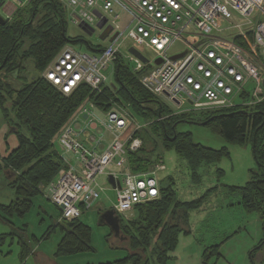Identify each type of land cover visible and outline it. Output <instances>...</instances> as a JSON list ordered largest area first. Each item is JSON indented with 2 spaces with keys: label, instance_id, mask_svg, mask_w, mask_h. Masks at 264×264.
I'll list each match as a JSON object with an SVG mask.
<instances>
[{
  "label": "trees",
  "instance_id": "1",
  "mask_svg": "<svg viewBox=\"0 0 264 264\" xmlns=\"http://www.w3.org/2000/svg\"><path fill=\"white\" fill-rule=\"evenodd\" d=\"M41 11L44 13L33 23ZM64 12L58 0H30L27 5L16 9L11 20L5 19L6 22L0 24V109L6 118L10 112L13 113L7 123L17 139L16 147L3 159V166L0 167L4 174L5 171L12 173L5 176L15 198L0 204V220L8 223L11 217L21 218L28 213L32 207L31 199L43 194L42 188L55 180L61 169L66 168L56 135L86 101H92L99 110L106 112L110 100L114 99L124 106L128 104L132 117H148L145 104L156 103L158 109L153 111L151 117L160 118L168 114L166 104L139 82L123 58H118L114 63V83L105 84L100 91L81 83L65 95L45 80L41 76L42 71L65 45L78 49V45L85 44L93 52L101 49L99 43L92 44L79 37L67 36ZM25 39L28 40V47L23 50ZM250 39L251 34H248L247 43ZM235 41L244 48L248 46L240 38ZM29 59L33 60L38 76L24 80L18 88L12 87L5 77L23 72ZM7 101L10 102L9 108L5 107ZM189 112L158 120L153 129L150 127L156 133V141L150 148L141 144L136 151L127 152V166L133 172H141L153 163L164 165L163 152L173 150L178 163L183 166L180 180L187 176V179L191 178L192 188L203 185V190L199 189V196L193 199H181L175 177L170 174L159 177L160 171L157 172L158 197L135 205L131 218L120 216L119 239L126 255L100 264H168L173 258L179 234L189 232L190 213L202 207L208 196L217 192V185L207 186L203 181L209 165H216L222 158L228 157V149L204 146L193 141L189 131H178V124L183 123L185 118L193 121L202 118L203 126L229 143L243 145L250 142L256 167L249 170L248 180L242 185H225L224 190L226 194L236 196L237 204L246 212H254L259 217L262 238L251 250V264L252 253L264 246V99L252 106L236 105ZM216 174L219 178L222 171L216 168ZM56 226L62 232L54 252L56 257L94 250L91 228L83 224L80 217L62 220ZM50 231L48 229L41 238H46ZM33 241L38 242L35 238ZM20 243V264H26L25 259L32 254V248L24 240H20ZM218 246L205 248L203 259L209 256L218 258Z\"/></svg>",
  "mask_w": 264,
  "mask_h": 264
},
{
  "label": "built area",
  "instance_id": "2",
  "mask_svg": "<svg viewBox=\"0 0 264 264\" xmlns=\"http://www.w3.org/2000/svg\"><path fill=\"white\" fill-rule=\"evenodd\" d=\"M58 1L71 24L93 29L92 33L98 29L99 40L110 29L99 51H81L67 44L44 68L41 76L65 95L81 83L100 91L107 84V69L123 58L148 91L178 110L252 106L264 99V0ZM29 2L4 0L2 6L17 9ZM122 13L128 17L123 27L118 22ZM125 40L130 41L126 53L122 51ZM176 43L182 47L174 50ZM94 108L92 101H86L56 135L61 156L72 153L80 165L78 171L71 166L62 169L42 188L62 220L79 218L99 199L103 188L97 180L102 175L111 174L119 182L113 206L119 216L126 218L135 205L159 195L157 172L165 169L162 163L148 172H133L127 166V152L141 145L134 130L128 132L133 118L129 105L106 111L107 121L102 122L96 120ZM83 115L84 126L77 127L76 120ZM83 130L87 137L82 138ZM101 132L109 137H98Z\"/></svg>",
  "mask_w": 264,
  "mask_h": 264
},
{
  "label": "rangeland",
  "instance_id": "3",
  "mask_svg": "<svg viewBox=\"0 0 264 264\" xmlns=\"http://www.w3.org/2000/svg\"><path fill=\"white\" fill-rule=\"evenodd\" d=\"M15 12L16 9L11 6H7L3 10L0 9V14L8 20L13 18ZM43 13L44 11L39 12L33 23H36ZM127 18L128 17L125 13L121 14V18L118 21L121 27H123ZM63 22L66 35L69 37H79L92 44L106 43L105 39L104 41H101V39L99 40L98 29L91 34H87L81 27L71 24L66 11L64 12ZM24 42L25 44L22 46L23 50L28 47V40L25 39ZM129 45L130 41L125 40L122 47L124 53L127 52V47ZM78 46L79 47L77 48L81 51H89V48L85 44ZM181 47L182 45L180 43H176L173 48L176 50ZM145 54L149 58H152L151 53L147 52ZM25 67L26 68L23 72L14 75L25 79H29L33 75L38 76V73L34 71L32 59L27 60ZM105 74L107 76L106 83L113 84L114 76L112 67H109ZM5 79L6 82L10 83L9 80H12L13 78L7 75ZM162 102L168 107V114L162 115L160 118L151 117L150 115L153 111L158 109V106L156 103H150L145 104L144 106L145 113L147 114L146 116L148 117L134 115L131 119L128 132H133L134 130L133 134H135V136H133L138 137L141 144L145 147L150 148L153 142L156 141V133H153V131L150 130V127L152 128L158 120H162L170 115L190 113L187 110H178L172 104L163 100ZM6 103L10 104L9 101ZM123 106L124 105L121 103L111 99L108 110L112 108L118 109ZM148 109H151V111H148ZM93 112L96 115V120L98 122L107 121L105 112L98 108H94ZM191 117L197 118L196 115H191ZM185 119L186 122L183 121V123L178 124V131H189L192 135L193 141L204 146L214 149L226 147L229 156L222 158L216 165H209V170L205 174L206 177L203 182H205L207 186L217 185L218 190L215 194L208 196L202 207L195 209L190 213L188 218V228L190 233L179 234L177 245L173 251V258L168 264H251V250L259 242L254 239L255 235H257V231L251 223L253 218L258 220L259 217L254 212H246L240 204H237L236 196L228 195L224 190L225 185H242L248 180L249 170L256 167L251 144L250 142H246L243 145H239L227 142L223 137L203 126L201 124L202 121H200L202 118H197L198 121L189 120V118ZM97 136L103 139H105V136L106 138L109 137L105 132L98 133ZM144 138H146V141H144L143 144ZM154 156L155 154H153V157ZM163 160L166 168L159 172V177H164L168 174L174 176L176 188L181 199L189 200L197 197V195L199 196V189L203 190V185L192 188L191 178L187 179V176L180 180L183 166L178 163V158L175 152L173 150L163 152ZM153 165L154 163L147 170L141 172L150 171L153 168ZM216 168H219L222 171V175L219 178L216 177ZM0 177V203L6 204L14 198V193L11 188H7L8 186L5 185V182L3 183L2 176ZM97 182L103 187L112 188L107 182L106 175L100 176ZM42 195L44 196V194ZM42 195L39 196L43 198ZM100 199H104L106 203L112 205L116 202L115 192L110 189L104 193L102 192L98 201H100ZM47 203L50 204L51 202L48 200ZM54 207L57 214L56 217L61 219L59 209L56 206ZM34 211L35 209L27 216L21 218L13 216L11 224L0 220V264H20V240L26 241L27 245L32 248V254H29L25 259L26 264H99L102 261H111L116 258L124 257L127 253L123 243L120 242L119 237H116L113 234L108 237V233L104 235L101 234L102 228L106 229L107 225L101 226L102 228L98 226V214L95 211V213H88L90 216L89 220L85 218V215L80 216L83 221L86 220L92 227L91 242L94 250L83 254L67 255L64 258L63 256L56 257L54 255V250L57 241L61 236V231L59 228H56V230L51 231L50 234H48V238H44L39 243L33 241V235L35 237L41 236L47 230L49 224V218L42 222L40 226L36 224V217L33 215ZM133 214L134 212L130 211L126 213V217L131 218ZM105 231L108 230L106 229ZM216 244L219 245V257L215 258L214 256H209L206 260L203 259L202 253L205 248ZM51 251L52 253L50 254ZM252 261L253 264H264V246L259 249L258 252L252 253Z\"/></svg>",
  "mask_w": 264,
  "mask_h": 264
},
{
  "label": "crops",
  "instance_id": "4",
  "mask_svg": "<svg viewBox=\"0 0 264 264\" xmlns=\"http://www.w3.org/2000/svg\"><path fill=\"white\" fill-rule=\"evenodd\" d=\"M7 6H11V7H13L12 5H6V6H2V10L3 9H5ZM13 79L12 80H9V82H10V84L13 86V87H15V88H18V87H20L21 86V84L23 83V81L24 80H26L25 78H20V77H17L16 75H12L11 76ZM14 80V81H13ZM5 107L6 108H9L10 107V104H8V103H5ZM95 115V114H94ZM0 116H2V117H0V167L1 166H3V164H2V162H3V159L8 155V153L13 149V148H15L16 147V145H17V139H16V136H15V134H14V132H13V129L12 128H10V126L8 125V123H7V121L8 120H10L12 117H13V113L12 112H10L9 113V117L8 118H5L4 116V113L2 112V110L0 109ZM84 116V115H83ZM83 116H81V117H79V118H77V120H76V123H75V125H77V127H83L84 126V117ZM95 117H96V115H95ZM84 131L85 130H83V133L81 134V136H82V138H84V137H87L86 136V134L85 133H87V132H85L84 133ZM91 131V130H90ZM107 141V140H106ZM105 141V142H106ZM104 144V143H103ZM64 159H65V162H64V164L66 165V167H68V166H71V167H73L76 171H78L79 169H80V165H79V162H78V158H77V156H75L74 154H72V153H68V154H64ZM62 170V169H61ZM109 170L110 171H112L113 170V167H110L109 168ZM5 174H7V171H5ZM5 174H4V172H1L0 171V176H2V178H3V183L5 182V185L6 186H8V184H7V178H6V176H5ZM108 176V175H107ZM106 176V177H107ZM8 177V176H7ZM1 178V177H0ZM108 182V181H107ZM109 184V183H108ZM110 185V184H109ZM111 186V185H110ZM7 188H9V187H7ZM102 188H103V193L105 192V191H108L109 189L110 190H113L114 191V188H106V187H103L102 186ZM12 191H13V189H11ZM102 192H101V194H102ZM115 192V191H114ZM13 193H14V191H13ZM101 194H100V196H101ZM39 195H42V194H39ZM39 195H37V196H35V197H33L32 199H31V202H32V207H31V209H30V211L28 212V213H26L23 217H25V216H27L32 210H34L35 209V211L33 212V215H34V217H36V224H38L39 226L41 225V223L42 222H44L47 218H49V224H48V227H47V230L49 229V230H51V231H54V230H56V228H58V226H56V224H59V223H61V221H62V219H58L56 216H57V214H56V211H55V207L50 203H47L48 202V200L42 195V197L43 198H45V199H43V198H41V196H39ZM14 198H15V194H14ZM13 198V199H14ZM100 198V197H99ZM12 199V200H13ZM99 200V199H98ZM96 201L95 203H93V205L91 206V207H89V208H87V209H85L83 212H82V214L81 215H85V218L86 219H90V216L88 215V213L89 212H93V213H95V211L97 212V214L99 215V213L101 212V211H103V210H105V209H108V208H113V206H114V204H109V203H106L105 202V200L103 199H100V201ZM44 201H46V202H44ZM0 204H3V203H0ZM34 208V209H33ZM12 219H13V217H11L9 220V222H10V224L12 223ZM60 220V221H59ZM80 221L83 223V224H85V225H87V226H89L90 228H92L91 227V225L85 220V221H83L82 220V218L80 217ZM97 223H98V226H104V225H101V224H99V222H98V220H97ZM251 225L254 227V228H256V231H257V235H255V240L257 241H260V239L262 238V232H261V226H260V220L258 219V220H256V218H253V220H252V223H251ZM106 226V225H105ZM107 227V228H106ZM105 228L109 231H105L106 229H104V228H102V233L101 234H106V233H108L107 235H108V237H110V235H111V231H110V229H109V227L108 226H106ZM46 230V231H47ZM45 231V232H46ZM50 231V232H51ZM91 231H92V229H91ZM45 232L41 235V236H39V237H35L34 235H33V238H35L36 240H38V243L40 242V241H42L44 238H41L42 236H44L45 235ZM92 233V232H91ZM188 233H190V231L188 232ZM188 233H183V234H188ZM50 234V233H49ZM61 236L59 237V239H58V241H57V244H58V242L60 241V239H61V237H62V232H61V234H60ZM103 235H101V236H103ZM106 235V236H107ZM49 236V235H48ZM46 238H48V237H46ZM179 239V238H178ZM91 240H92V234H91ZM37 243V244H38ZM57 244H56V246H57ZM91 245H92V247H93V244H92V242H91ZM226 247V246H225ZM94 248V247H93ZM56 249V248H55ZM55 251V250H54ZM256 252H258V251H256ZM52 253V251L50 252V254ZM78 254H83V253H78ZM77 255V254H76ZM64 257H66V256H63V258ZM120 258H122V257H120ZM120 258H116V259H120ZM116 259H114V260H116ZM111 261H113V260H111ZM104 262H109V260H106V261H102V262H100V263H104ZM99 263V264H100ZM86 264H90V263H86ZM214 264H216V263H214Z\"/></svg>",
  "mask_w": 264,
  "mask_h": 264
},
{
  "label": "water",
  "instance_id": "5",
  "mask_svg": "<svg viewBox=\"0 0 264 264\" xmlns=\"http://www.w3.org/2000/svg\"><path fill=\"white\" fill-rule=\"evenodd\" d=\"M4 0H0V9L2 8V4H3ZM5 18L0 14V24H4ZM102 23H99L98 26L101 27ZM87 34H91L93 29L87 30L86 28H82ZM109 28H107L105 31H103V33L100 35V39H104L108 32H109ZM129 52H131L132 54L136 55L137 57H139L143 62H146V59L139 53L137 52L135 49L130 48ZM182 54L180 55H175L172 56V59H176L178 57H180ZM160 59L156 60V63H159ZM263 85H264V80H263ZM84 118H86V116H83ZM9 173V174H8ZM7 174L10 176L12 175V173H10L9 171H7ZM107 181L108 183L111 185L112 188H119V182L118 180H116L111 174H109L107 176ZM98 222L101 225H107L111 231V233L116 236L119 237V232H120V216L116 213V211L114 210V208H108L105 209L103 211H101L98 215Z\"/></svg>",
  "mask_w": 264,
  "mask_h": 264
}]
</instances>
